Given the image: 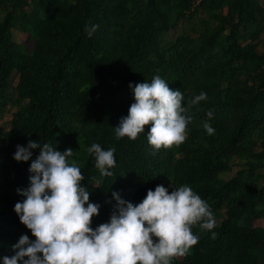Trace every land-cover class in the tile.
Listing matches in <instances>:
<instances>
[{"label": "trees", "instance_id": "trees-1", "mask_svg": "<svg viewBox=\"0 0 264 264\" xmlns=\"http://www.w3.org/2000/svg\"><path fill=\"white\" fill-rule=\"evenodd\" d=\"M90 23L100 25L91 37ZM155 75L186 97L208 93L186 141L158 152L146 134L118 138L114 128L135 100L130 82ZM29 139L76 150L102 205L93 227L110 219L113 191L138 203L158 184H189L217 226L193 225L198 244L172 264H264V0H0V257L22 234L35 239L15 211L31 161L14 153ZM93 142L115 146L114 175L95 167Z\"/></svg>", "mask_w": 264, "mask_h": 264}, {"label": "clouds", "instance_id": "clouds-1", "mask_svg": "<svg viewBox=\"0 0 264 264\" xmlns=\"http://www.w3.org/2000/svg\"><path fill=\"white\" fill-rule=\"evenodd\" d=\"M99 27L86 24L85 31L91 37ZM130 88L135 100L114 127L116 135L135 140L146 134L154 152L185 142L193 108L208 99L204 90L186 97L160 75L130 82ZM206 115L203 127L211 135L215 109L209 108ZM146 125H150L147 131ZM34 149H39L35 159ZM75 151L35 139L17 145L14 158L31 161V175L29 185L17 189L24 199L16 202L15 211L35 239L22 234L12 246L14 253L0 257L2 264H172L174 257L188 254L198 244L193 225L206 230L217 226L211 206L191 185L161 183L149 188L138 203L113 191L116 204L110 219L93 227L102 205L90 200L84 173L73 159ZM88 152L95 156L101 175H114L115 146L104 148L93 142ZM211 235L215 238L218 233Z\"/></svg>", "mask_w": 264, "mask_h": 264}, {"label": "rangeland", "instance_id": "rangeland-1", "mask_svg": "<svg viewBox=\"0 0 264 264\" xmlns=\"http://www.w3.org/2000/svg\"><path fill=\"white\" fill-rule=\"evenodd\" d=\"M183 31V28H181L180 30H178L175 34H181V32ZM172 38V35L170 36ZM22 34L18 31H15V34H14V39L16 42L20 43L22 42ZM17 79L18 77H15L14 80H13V85L15 86L16 83H17ZM12 111V110H11ZM11 111L7 112L5 115H4V118L2 119L1 121V124H2V128L3 130L7 131L9 129V125H8V122L9 120L11 119L12 117V113ZM234 173H230V174H226L225 177L226 178H230Z\"/></svg>", "mask_w": 264, "mask_h": 264}]
</instances>
